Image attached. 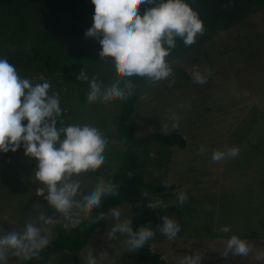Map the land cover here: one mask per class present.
Listing matches in <instances>:
<instances>
[{"label":"rangeland","instance_id":"rangeland-1","mask_svg":"<svg viewBox=\"0 0 264 264\" xmlns=\"http://www.w3.org/2000/svg\"><path fill=\"white\" fill-rule=\"evenodd\" d=\"M10 52L9 63L17 68L21 77L33 83L50 81L33 73L14 46H10ZM0 57L7 58L3 51ZM171 66L182 69L188 78H180L172 72L165 79L149 80L130 120L136 137L153 131L167 134L177 129L186 141L182 149L171 147L165 171L153 162L144 170V180L166 179L175 186L165 198H148L152 219L149 227L156 229L161 225L162 215L181 225L174 240L156 230L151 249L167 264H177L182 255H190L197 249L204 253L202 264H264V8L218 33L212 41L182 56ZM194 66L201 71L205 67L213 70L207 83L194 82ZM102 78L116 77L102 75ZM57 81L59 88L55 87ZM50 82L49 91L57 92L60 99L63 97L60 100L63 112L59 118L63 126L91 120L103 127L108 139L104 163L79 174L86 185L99 179L107 180L116 166L115 156L121 150L116 137L121 99L105 96L82 99L77 79L68 81V85L63 75ZM172 113L180 117L176 128L171 127ZM200 145L206 146L205 153L199 151ZM226 146H238V155L212 161V151ZM151 157L153 161L156 159L155 154ZM34 168L35 162L24 155L22 148L15 153L0 154V227L5 231L19 230L41 212L52 216L50 210L59 216L63 227L82 222L87 214L74 220L56 213L43 198L36 196L35 189L40 185L32 175ZM179 192L188 196L183 205L177 202ZM115 208L120 209L121 219L129 216L127 204ZM113 223L109 212L106 226L92 235L80 253L78 264H87L89 247L94 256L107 254L100 264H144L137 263L136 250L124 245V235L117 233L115 240L107 237ZM221 225H229L230 232L219 231ZM232 234L252 243L247 256L220 255ZM54 235L53 227L51 239ZM71 258L70 253L64 251L52 256L47 264H71ZM20 260L9 255L7 264H17Z\"/></svg>","mask_w":264,"mask_h":264},{"label":"clouds","instance_id":"clouds-1","mask_svg":"<svg viewBox=\"0 0 264 264\" xmlns=\"http://www.w3.org/2000/svg\"><path fill=\"white\" fill-rule=\"evenodd\" d=\"M94 13L91 26L85 31V38L102 41L100 53L109 52L120 76L104 79L97 74L89 76L81 69L77 81H88L89 97L105 96L126 100L133 94L131 79L120 77L140 76L152 81L167 78L173 68L166 59L176 46V39L185 45L195 42L196 36L204 31L203 21L186 0H90ZM149 4L141 15L138 5ZM213 70L205 67L201 71L193 68L192 76L197 84H205ZM52 84L48 80L33 83L21 77L17 68L7 58L0 57V154L15 153L22 148L24 155L35 162L33 174L40 186L36 187L37 197L58 214L78 220L87 214L95 223L103 219L104 212L92 216V209L99 208L106 196L118 194V185L112 180L99 179L91 185L79 174L82 170L96 169L105 161L108 139L103 127L85 120L81 123L62 125L59 118L63 109L59 94L50 92ZM180 117L170 116L171 127L179 126ZM26 121V123H22ZM59 125V126H57ZM199 151L207 148L200 145ZM238 146L213 150L212 161L235 158ZM131 175V173H129ZM167 188L168 181H161ZM141 196L147 201L150 193L145 190ZM188 199L187 193L179 192L177 202L181 205ZM114 223L107 231V237L115 240L117 233L126 237L124 245L130 250H138L156 236V230L169 240L177 238L181 225L175 219L162 215V224L153 229L147 224L133 228L131 216L121 219L119 208L110 210ZM59 216H49L41 212L37 217L25 222L19 230L5 231L0 227V264H7L9 255L21 260L38 257L52 237V228ZM229 225H221L219 231L230 232ZM253 245L244 237L232 234L220 254L223 257L247 256ZM93 255L89 247L87 264H100L106 256ZM204 253L199 249L192 254L182 255L177 264H202Z\"/></svg>","mask_w":264,"mask_h":264},{"label":"trees","instance_id":"trees-1","mask_svg":"<svg viewBox=\"0 0 264 264\" xmlns=\"http://www.w3.org/2000/svg\"><path fill=\"white\" fill-rule=\"evenodd\" d=\"M186 2L199 14L204 31L196 36L191 45H185L182 39L177 38L175 48L166 57L170 64L212 41L218 33L242 23L264 8V0ZM152 6L143 4L137 7L142 15L146 8ZM93 13L90 0H0V51L5 53L10 62V46H14L27 60L33 73L50 81L59 75L67 78V82L76 80L82 68L89 76L97 74L101 77H118L120 74L111 59L114 54L109 52L102 55L99 51L102 41L84 36L92 24ZM172 68L180 78H188L182 69L173 66ZM120 78L122 81L131 79L134 91L119 104L116 137L121 144V150L115 156L114 170L107 175V180H112L118 185V194L104 197L100 207L92 209L93 217L100 212L105 213L104 218L95 223L89 221L88 215L82 222L71 227H63L58 220L54 226V237L41 250L39 256L20 260L17 264H47L52 256L64 251L70 253L71 264H78L80 253L92 235L106 226L112 208L127 204L134 229L145 224L150 226L152 219L148 200L146 201L141 193L147 190L150 196L165 198L175 190L173 184H168L165 188L161 182L144 180V170L153 162L156 167L165 171L170 160L171 147L182 149L186 146V141L177 129L167 134L153 131L136 137L130 120L139 104L140 93L150 79L135 75ZM55 87H60L59 81ZM77 87L80 90V98L88 96V81H78ZM60 100H63V97ZM151 154H155L154 161ZM50 214L55 216L52 210ZM151 242L152 240L136 250L137 263L167 264L160 254L152 251Z\"/></svg>","mask_w":264,"mask_h":264}]
</instances>
